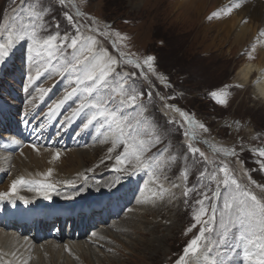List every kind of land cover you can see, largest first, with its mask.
<instances>
[{
    "label": "rangeland",
    "instance_id": "rangeland-1",
    "mask_svg": "<svg viewBox=\"0 0 264 264\" xmlns=\"http://www.w3.org/2000/svg\"><path fill=\"white\" fill-rule=\"evenodd\" d=\"M72 1L65 0L62 5L59 0H0V41L7 40L8 31L12 30L11 25H15L18 29L21 24H27L34 13L43 14L44 28L38 31L41 44L44 39L57 33L60 38L67 34L69 43L71 38L83 41L86 37H95L98 41L97 50L106 49L120 63L114 66L115 71L107 77V84L100 85L93 96L104 97L111 111H115L118 117L138 128L140 138L153 142L154 146H151L150 151H147L143 158L152 164L158 161L160 166L155 173L158 179H151L147 170H134V160L132 163L117 165L116 157L123 152V145L118 144L114 147L115 126L110 127L103 117H98L84 128L83 125L95 109H85L72 117V111L78 107L83 95V92H78L67 100L62 110L65 118L72 117L70 120L76 118L75 123L82 129L79 131L80 135L76 138L71 135L76 126L72 130L67 128L69 131L55 135L56 140L50 142V146L56 150L69 151L74 148L70 144L83 145L80 148L75 147L76 150L91 151L94 158L88 160L87 164H83L86 174L82 179L75 177V180L74 178L58 179L54 184L56 191L49 194L78 191L88 185H91V190H94L92 183H98L105 178L112 179L111 185L109 183L106 187L109 189L114 180L137 176L141 178L140 181L145 188L149 186L153 189L152 192L157 193L151 196L153 202L164 200L169 203V206L163 216L162 211L154 212L157 213L156 215L139 212L141 216H136L142 202L137 197V201L136 199L134 201L140 202V205L134 202V207L129 206L130 209L124 211L115 220L120 224L128 215L133 214L129 221L135 222L133 223L135 226H139L137 223L139 221L144 222L142 226H146L150 221L149 227L146 228L148 232L140 226L129 229L128 225V234L124 231L119 233L115 227L117 223L108 222L111 225L105 224L100 229L96 228L99 231L96 230L82 238L83 241L90 242L96 235L97 237L101 235L100 240L93 244L92 250L97 249L96 254L90 252L91 257L81 258L79 255H69L67 258H74L77 264H177L184 256L186 246L199 234L200 229L210 226L212 230L205 233V239L201 242V252L185 257L186 264H213L214 261L221 260L223 264H230L228 262L233 257H240L243 252L231 248V244L234 243L232 238L238 233L237 228L229 230V247H218L215 244L221 231L218 227L219 209L222 208L225 195L224 186L221 184L220 199H215L213 196L218 181L223 178V173L218 169L227 165L230 173L243 187L264 199V190L256 186H264V168L260 163L264 162V157H261L257 151V149H264V103L256 97V77L248 80V84L242 81L245 73V59L250 53V41L247 42L244 50L233 46L232 43L222 48L214 46L208 50L204 49V46L212 42L218 33L211 32L210 38L205 41L202 38V26L206 20H209L213 8L221 0H207V10L199 17L188 15L182 9L179 10L177 0H76L78 7L74 6ZM77 12L82 15H77ZM68 15L72 17L71 22L67 19ZM57 25H59L58 28ZM105 32L107 35H101ZM116 33L120 35L117 36ZM25 43L30 45V50L32 49L29 54H26L28 55L26 63L36 68V73L32 76L36 77L37 72L40 73L38 78L34 79L39 82L35 88H44L46 92L42 99L39 90L34 96L29 94L32 99L28 101L15 97L16 85L25 86L28 78L22 66L23 62L19 58L25 51L24 47L19 53H16V50L13 53L10 51L7 62L0 64V99L9 101V96H14L19 102L15 105L19 109L14 113L22 119L30 118L34 124H36L34 120L40 115L41 121H38L37 125L42 127L44 111H49L53 104L59 101L55 93L66 95L74 87H78L69 73L63 70L58 71L63 63L71 60L74 50L67 44L62 46V50H49L33 44L30 37H25ZM55 43L60 44V39ZM49 51L53 52L51 57L48 55ZM120 52L141 62V68L138 69L135 65L126 63ZM148 56L155 58L151 69L144 63ZM133 73L135 75H132ZM19 90L21 91L16 92L17 94L22 93L24 89L19 88ZM122 91L127 94L142 92L144 95L135 105L125 104L122 101L126 99V96L120 94ZM213 92L222 93L221 98L226 100V103H219L211 95ZM148 93L151 94L150 97ZM168 105L173 107L169 108ZM40 106H44L42 113ZM175 108L188 113L192 117L193 124H189L179 112L174 110ZM200 124H203L207 131L200 128ZM55 127L58 128V126ZM5 128L0 127V143L3 140L1 135L10 134L5 131ZM88 132L92 133L91 138L95 137L94 140H88ZM186 132L188 135H185ZM105 133L108 135L103 136ZM101 137L105 139L102 140ZM44 140L42 136L36 146H43ZM25 142L28 143L27 145L32 144L25 138L18 146L21 148ZM189 145L199 148L205 154L204 157H201L199 153L193 154ZM94 148L96 150L92 151ZM109 149L114 150L110 152ZM224 149H234L235 155H226ZM3 150L4 148L0 147V166L4 161H11L14 157L12 152L2 154ZM62 155L67 157L65 153ZM99 163H105L102 171L95 166ZM9 166L10 162L7 167ZM61 167V172L67 170ZM117 168L122 170L117 171ZM11 176L12 174L6 176L5 181L0 178V185L9 186L8 177ZM68 180L72 183H65ZM252 181L256 183L253 184ZM188 189L193 190L188 191ZM205 194L209 199H204ZM198 200H204L203 207L208 210V214L202 217L199 224L193 219L194 213L201 207L197 203ZM72 202H68L67 206L79 203ZM213 205L217 207L216 223L205 225L203 221L211 220ZM110 210L116 211L117 206L109 204L104 208L105 214ZM193 224L195 227H192ZM155 225H159V228L156 229L157 235L154 237L151 235V228H155ZM190 227L192 230L187 231ZM141 230L144 231L142 233H146L148 241L156 239L158 235L166 236L167 242L164 248L158 251H143L145 237L141 234ZM23 237L28 236L23 235ZM37 242L26 246V249L31 251L32 248L36 252L42 246L39 244L42 241ZM153 246L156 248L157 243L151 248H154ZM206 246L207 251H210L208 253L204 250ZM89 251L84 250V253ZM53 256L58 264L66 258V256H60L58 259L57 255L53 254ZM54 257L51 259L54 260ZM203 258L207 262L204 263ZM17 260H23L24 264H28L22 253H19L15 261ZM12 262H3V264H12ZM44 262L45 260L41 259L36 264Z\"/></svg>",
    "mask_w": 264,
    "mask_h": 264
},
{
    "label": "bare ground",
    "instance_id": "bare-ground-1",
    "mask_svg": "<svg viewBox=\"0 0 264 264\" xmlns=\"http://www.w3.org/2000/svg\"><path fill=\"white\" fill-rule=\"evenodd\" d=\"M177 4H178V9L179 10L182 9V11L186 12V14L188 15L189 14L197 15L199 17L203 15L207 10V0H177ZM237 4H239L240 6L236 7ZM229 9H231L230 14L228 13ZM214 13H218L219 15L213 16ZM209 20H211V22ZM209 20H206L204 23V26H202V31H203L202 38L205 41H207V38H210V33L215 32V31L216 33H218V36H215L212 39V42L204 46L205 50L211 49L214 46H218L219 48H222L224 45H227V44L230 45L231 43L233 46L240 48V50H244L245 46L247 45V42L250 41V45H251L249 49L250 53L245 59V73L243 74L242 81L247 83L248 80H251V78L254 79V77H256V85H255V89L257 91L256 97L258 98L257 100H260L261 102L264 103V2L261 0H221L213 8L212 13L209 16ZM4 42L6 41L4 40ZM24 47H25V51L22 55L20 54L21 57L19 58L23 62L22 66L25 68V74L29 76V75H32L33 73H36L35 72L36 68L26 63V59L28 57V55L26 54H29V51H31L32 49L30 50L29 49L30 45L25 43V38L16 39L14 37V45L10 51H12L13 53L14 50H16V53H19L18 51H20ZM25 55H26V58H24ZM6 62H7V57L5 58L3 63H6ZM0 72H1V68H0ZM25 83H26L25 86L24 85L20 86V84L16 85L17 90L14 92V94L16 98L19 99L20 97L28 101L32 99V97H29V94L34 96V94H36V91L39 90L38 88H35V86L39 85V82L33 81L32 84H29L28 79H27ZM19 88L24 89L22 91L23 92L25 91V93L20 92L17 94L16 92L21 91L19 90ZM64 96L65 95H63L62 93H55V97L58 98L59 101L62 100ZM9 97H10L9 101L0 99V127L1 128L6 127L5 131H8L10 133L9 135H6V136L1 135V137H3V140L0 143V147L4 148V150H6L8 153L12 152L14 157L12 158L11 161H8V160L4 161L3 165L0 166V178L1 176H3V173H5L6 176H8L9 174H12L11 177H8L10 181V185L9 186L0 185V192L10 191L13 181L21 177H23L24 180L26 181H40L43 183L51 182V184H56L58 179L67 180L69 178H74V177L76 179L78 178L82 179L84 175L86 174V172L84 171L85 170L84 165L85 163L87 164L88 160L90 159L93 160L94 158L93 152L83 151L84 149L76 150L77 148L75 147L69 151H63L60 149L56 150V148H52L50 145H47V144H44L46 147L44 145L43 146L35 145L36 148L35 149L33 148L32 141L35 140L37 136H40L44 133L45 138L48 140L47 135L51 131L59 130L67 126H68V129H70L74 125L73 123L70 124V122L75 123L76 118H73L72 120L69 121L68 119L65 118L63 114L62 109L65 108L64 105L67 103V100L63 103V105H61L59 109L55 111L54 115H50V110H49L48 111V114H49L48 123L45 126L39 127L36 124H34L33 121H30L29 123L28 120L19 118L14 113L15 110L19 109L15 106L16 104L18 105L19 102L17 99L14 98V96H9ZM56 103L53 104L52 108L54 107ZM54 126H58V128L57 127L54 128ZM22 131H25L24 135H21ZM95 133H98V132L95 131ZM108 133L103 134V136H107ZM25 138L30 140L32 144L30 145L25 144L24 146L20 148V146L18 145ZM94 138L95 137H93L92 140H94ZM101 139L103 140L105 138L101 137ZM13 140H17L19 141V143H12ZM36 149H38V151ZM95 150L96 148H94V150L92 151H95ZM56 152L60 153L59 159L53 158ZM62 153H65L66 154L65 156L67 157H63ZM79 161H80V164H79ZM9 162H10V166L7 167V165H9ZM103 162H106V161H103ZM104 164L105 163H101V164L99 163L98 165H101V166H98V165H95V166L100 171H102ZM59 166H60V170H59ZM61 166H63L64 169L66 168L67 170H65V172H61V168H62ZM49 169H52L51 176L46 177L44 175H41L42 173H47ZM18 171L20 172L17 173ZM80 171H83L84 173ZM67 176H70V177H67ZM140 179H141L140 177L132 176V177H127V178H122L120 180H114L112 186L109 189H107L106 187L109 186V183L112 179L105 178L104 180L102 179V181L100 180V182L98 183H92V187H94V190L98 189L95 192L91 190V187H90L91 185L86 186L87 185L86 184L85 185L86 187L83 188L82 190H78V191L70 190V191H67L66 193H60L56 195L40 194L41 191H40L39 185L35 186V190H24V188H21L19 185L17 188L16 195H12L8 198L0 200V205L6 206L8 208V213H7L8 217L6 218L5 216H0V223H1L0 225H2V222H6L11 217L18 215L19 211L24 209V206L20 205V202L23 200L21 199V197L29 198L30 201L33 203H40V204L42 203L43 204H51V203L59 204L60 203L59 205H62L65 208V212H66V213L61 212V214H63V217L66 218L69 216L68 214H71L74 211H76L77 213L79 212V210H77L73 206H67L68 202L77 201L81 203L80 205L82 206V203L89 202L91 200H97L102 195H106V199H107L108 193L106 192L109 190H111L112 194L113 193L115 194L114 196H118L120 193L122 194L127 188L131 189L130 187H135V188L138 187V188L137 190H134L135 191L134 193L133 191L131 193V191H128V190H126V192L123 193V195L125 196V198L123 199V204H125L126 202L125 199H127L128 196L130 200H135L137 197H138L137 199L142 200L141 205H140V202H136L137 199L135 201L136 203H139L140 205L139 208L137 207L138 212H136V216L140 215L139 212H145L146 215H149L150 213H154V212L159 213L161 211L164 213L162 214V216L165 215L164 211L169 206L168 205L169 203L165 202L164 200L153 202L151 196L157 193L152 192L153 189H150L149 186L145 188L144 184L141 183ZM87 181L89 182V180ZM112 187L113 189H111ZM10 199L12 200V202L8 204L7 201ZM99 206L100 204L97 205L96 208L98 209ZM134 206L135 205H133V207ZM156 214L154 213V215ZM55 216H59V213L58 212L50 213V218H53ZM132 217H133V214L128 215V217L124 219V221H122L120 224H118L117 223L118 221L115 219L110 222L112 224L117 223L115 227H117V231L119 233H121V231H124L127 233L128 225H129V229L135 226L133 225V223L135 222L132 221L130 223L129 221V219L131 220ZM86 219L87 218L85 217L84 220ZM94 221H97L96 217H94ZM137 223L141 228L146 230V228L149 227L148 224L150 223V221L148 222L146 226H142V223L144 222L139 221ZM139 226H135V227L138 228ZM21 227L23 228V226ZM158 228H159V225H155V228H151L152 230L151 235H154L155 237L157 235L155 234L156 229ZM147 230L146 232H148ZM91 231H92L91 229L89 231H86V235L90 233ZM142 232L144 231L141 230V234L143 235V237H145L143 239V251H149V250L158 251V249L164 248L165 243L167 242V238L165 239L166 236L160 237V235H158L156 239L153 238L154 240L148 241L145 236L146 233L144 234ZM54 233L55 232H50V236H52V234ZM62 234L64 235V237H62V235L59 234V236L57 237L54 236L53 238H51L48 235L49 240L40 242L39 244H42V246L39 250L35 252L33 251L32 248H31V251L26 249V246L28 247L32 244L38 243L37 241H34V239H32L31 234L29 235V237L24 238L23 235L15 233L14 229L11 227L9 228L0 227V264H3V262H9V261L10 262L13 261L12 264L13 263L14 264L15 263L24 264L25 261L23 260L15 261L19 253H22V256L26 257V261L28 262V264L29 262H32V264H36L41 259L45 260L43 264L45 263L46 264H50V263L58 264V261H55V257L53 256V254L57 255L58 259L60 256L61 257L66 256V258L60 264H77L74 258L70 259L67 257L69 255H74V256L79 255L81 256V258L91 257L90 252L96 254L97 249L92 250L94 248L93 244H96L97 241L100 240L101 235H99V237H97L96 235L93 238V240L89 242V240L83 241L82 239L83 237H79V238H77L76 236L67 237L66 233H62ZM156 243H157V247L155 248L153 246L154 248H151L152 245ZM133 245L135 246V244ZM84 250H90V251L84 253ZM204 250L206 251L208 250L207 246L204 248ZM51 257L52 258L54 257V260H52ZM238 257H233L229 263L230 264H255V259L252 261H249L248 259H245V257H243L242 255L239 258Z\"/></svg>",
    "mask_w": 264,
    "mask_h": 264
},
{
    "label": "snow or ice",
    "instance_id": "snow-or-ice-1",
    "mask_svg": "<svg viewBox=\"0 0 264 264\" xmlns=\"http://www.w3.org/2000/svg\"><path fill=\"white\" fill-rule=\"evenodd\" d=\"M60 4H64L65 0H59ZM240 5L237 4L236 7ZM231 9L228 10L230 14ZM77 15H82V13L77 12ZM219 15L214 13L213 16ZM67 19L71 22L72 17L67 16ZM39 21V23H37ZM12 30L8 31L6 42H0V64H2L5 58L9 55L11 48L14 45V37L16 39H22L24 37H30L33 44L39 45L40 47L47 48L49 50L56 49L62 50V46L67 44L68 47H71L74 51L71 56L70 61L63 63L59 70L69 73L75 80V83L78 87H74L71 92H68L64 98L58 101L53 108L50 109V115H54L55 111L63 105V103L70 99L72 96L77 95L78 92H83V95L80 98V103L77 108L73 109L72 117L77 116L80 112L85 109H95L92 112L90 118L83 125L84 128H87L94 120L98 117H103L104 121L109 124V126H115L116 129V139L114 141L115 145H123V152L121 155L116 157L117 165H123L126 163H132L134 160V170H147L151 179H158L156 176V170L159 168V162L152 164L149 160L144 159V154L147 151H150L151 146H154L151 140H145L140 138L138 128L130 122L124 121L122 118L118 117L115 111H111L107 106V101L104 97L93 96V93L97 91L100 85L107 84V77L115 71V67L120 61L115 57L111 56L106 49L97 50V39L95 37L89 36L81 41L78 38H71L69 43V37L67 34L63 38L59 37V33L49 36L47 39L43 40L41 44L40 39L38 38V31L43 30V14H35L29 19L27 24H21L17 29L15 25L10 26ZM59 25H57V28ZM77 31H79L77 29ZM99 31V29H95ZM101 35H107V33H101ZM119 36V33H116ZM60 39V44L55 42ZM115 45V42H113ZM48 55L51 57L53 55L52 51L48 52ZM121 57L128 64L135 65L136 68H141L139 62L132 60L125 56L124 53H120ZM154 57L148 56L144 61L148 67L152 68V62ZM40 75L37 72L36 77L32 75L28 76V83L32 84L35 78H38ZM132 75H135L134 73ZM163 79V77H161ZM79 86H83L82 88ZM39 92L41 93V99L43 94L46 92L44 88H40ZM122 96H126V99L122 103L135 105L138 99H141L144 93L138 94H127L125 92L120 93ZM149 97L151 96L148 93ZM213 97L217 99L219 103H226V100L222 99V93L213 92L211 93ZM31 103V101H29ZM167 107L172 108L173 106L168 105ZM176 112H179L182 117L189 124H193L192 117L185 112H182L180 109L175 108ZM72 117H66V119H71ZM175 122V121H170ZM139 123V122H137ZM103 126V125H101ZM200 128L207 131L203 124L199 125ZM185 135H188L186 132ZM12 143H19L17 140H13ZM35 149L36 146L33 145ZM190 151L195 154L199 153L201 157H204V153L199 150V148L189 145ZM38 151V149H36ZM114 149H109L113 151ZM226 155H235L234 149H224ZM259 155L264 157V149H257ZM54 159L60 158V153L56 152ZM206 159V157H205ZM261 167L264 168V162H260ZM117 171L122 169L117 168ZM219 172L223 173V178L218 181L216 191L213 196L215 199H220V185L222 184L225 189V195L223 196V205L219 209V222L218 227L220 228L219 238L215 241V244L218 247H229L230 237L229 230L230 228H237L238 233L232 238L234 243L231 244L232 250H241L245 259L252 261L255 259V264H264V199L259 198L253 191L248 188L243 187L238 180L230 173L227 165L220 167ZM52 169H49L47 173H42L44 176H51ZM204 175V173H201ZM186 178V175H185ZM215 179V177H213ZM250 179V177H249ZM65 183L71 184V181H65ZM255 184V181H252ZM28 184L29 190H33V185H39L42 195H48L50 192L56 191V187L51 183H43L40 181H26L23 177L13 181L10 191L0 192V200L8 198L12 195L17 194V188L19 185ZM176 187L177 185H173ZM257 187L264 190V186L256 185ZM163 187V185H161ZM193 189H188L192 191ZM187 195V192H185ZM21 199L25 200V203L28 200L24 197ZM204 199H209L205 194ZM198 204L201 205L198 212L194 213L193 219L197 224L201 223L202 217L208 214V210L203 207L204 200H198ZM217 220V207L212 206V216L210 221H203L205 225H211L216 223ZM195 227V224L192 225ZM190 227L187 231H191ZM210 226L202 227L199 231V234L195 236L186 246L184 250V256L181 257L180 261L177 264H186L185 257L189 255H195L200 252L201 242L205 239V233L211 231ZM213 264H223V261L216 262Z\"/></svg>",
    "mask_w": 264,
    "mask_h": 264
}]
</instances>
